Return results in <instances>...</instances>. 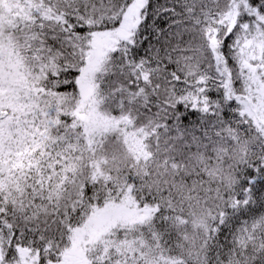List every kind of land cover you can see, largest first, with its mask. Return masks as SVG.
<instances>
[{
    "label": "snow or ice",
    "instance_id": "obj_1",
    "mask_svg": "<svg viewBox=\"0 0 264 264\" xmlns=\"http://www.w3.org/2000/svg\"><path fill=\"white\" fill-rule=\"evenodd\" d=\"M0 264H264V0H0Z\"/></svg>",
    "mask_w": 264,
    "mask_h": 264
}]
</instances>
